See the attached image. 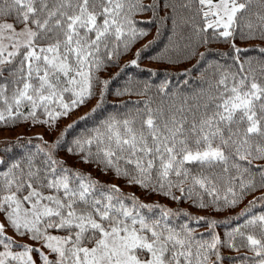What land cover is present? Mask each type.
Wrapping results in <instances>:
<instances>
[{
    "label": "snow or ice",
    "instance_id": "1",
    "mask_svg": "<svg viewBox=\"0 0 264 264\" xmlns=\"http://www.w3.org/2000/svg\"><path fill=\"white\" fill-rule=\"evenodd\" d=\"M21 125L45 131L0 140V264H264V0H0Z\"/></svg>",
    "mask_w": 264,
    "mask_h": 264
},
{
    "label": "trees",
    "instance_id": "2",
    "mask_svg": "<svg viewBox=\"0 0 264 264\" xmlns=\"http://www.w3.org/2000/svg\"><path fill=\"white\" fill-rule=\"evenodd\" d=\"M154 34H155V29L153 28L152 33H151L150 35H148L147 37H145L144 39H142V40L140 41V43H141V44H142V43H146L148 40H151V39H152V36H153ZM236 43H237L238 45H240V46L243 48V47H248V46H250V45H256V44H259L260 41H256V40H239V39H237ZM137 47H139V44L137 45ZM212 47H213V48H218V49H220V50H222V51H227V50H228V45H227V44H224V43L214 44ZM201 51H203V49H201ZM150 54H151V53H148V55H150ZM250 54H254V53H250ZM143 65H144V67H145L146 69H147V68H154V67H157V66H158V65H157V62L152 61V60H149V59H147V58L144 59V61H143ZM138 98H139V97H135V96L131 97V99H133V100L138 99ZM117 99L127 100V99H129V98H128V97H118V98H117V97H114V96H110V97H109V103L111 104V102H112L113 100H117ZM75 115H76V113H74V114H73V117H71V118H75ZM49 138H50V137H49ZM74 159H75V158H73V160H70L69 163H73ZM76 166H79V167H81V168H84L85 170L92 171L93 174L96 175V176H98L101 180H104V181H110V182H115V183H119V184H121L122 187H124V182H123V180L118 179V178H116V177H114V176H111V175H109V174L100 173V172H98L94 167H92V166H90V165H85V164H82V163H79L78 161H76ZM126 190L136 191L137 195H141L142 198H144V197H143V193H142V191L139 190L138 188H132V189H127V188H126ZM250 198H251V197H249V199H250ZM149 199H160L162 202H165V203L168 202V201L165 200L163 197H157V196L149 197ZM245 203H246V201H245ZM242 206H243V205H241V207H242ZM234 211H238V209H236V210H234ZM218 231H220L221 233H223V231H224L223 227L219 228ZM224 251H225L226 253L229 252V250H228L227 248H225ZM241 251H246V250H245V249H241ZM232 254H235V253H232ZM225 264H229V262L226 261Z\"/></svg>",
    "mask_w": 264,
    "mask_h": 264
},
{
    "label": "rangeland",
    "instance_id": "3",
    "mask_svg": "<svg viewBox=\"0 0 264 264\" xmlns=\"http://www.w3.org/2000/svg\"><path fill=\"white\" fill-rule=\"evenodd\" d=\"M86 109H81V112H83ZM80 113H76V115H78ZM41 131H45V129H43L42 127H33V128H29L26 125H21L18 128L15 129H7V130H0V140L4 139L5 136H7L8 138H13L15 137L18 133H24L25 135H33L36 132H41Z\"/></svg>",
    "mask_w": 264,
    "mask_h": 264
}]
</instances>
